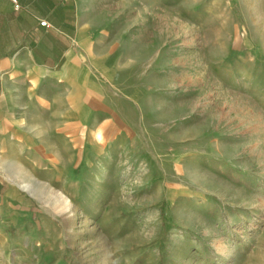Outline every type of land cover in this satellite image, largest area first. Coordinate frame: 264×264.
I'll list each match as a JSON object with an SVG mask.
<instances>
[{
	"label": "rangeland",
	"instance_id": "374dc122",
	"mask_svg": "<svg viewBox=\"0 0 264 264\" xmlns=\"http://www.w3.org/2000/svg\"><path fill=\"white\" fill-rule=\"evenodd\" d=\"M101 3L107 122L18 176L0 264H264V0Z\"/></svg>",
	"mask_w": 264,
	"mask_h": 264
},
{
	"label": "crops",
	"instance_id": "0c3cea01",
	"mask_svg": "<svg viewBox=\"0 0 264 264\" xmlns=\"http://www.w3.org/2000/svg\"><path fill=\"white\" fill-rule=\"evenodd\" d=\"M101 1L19 0L18 10L0 1V205L10 210L23 173L36 174L46 159L45 172L58 176L77 142L91 150L86 128L107 122L93 109L106 110L103 85L120 63L108 22L97 18Z\"/></svg>",
	"mask_w": 264,
	"mask_h": 264
},
{
	"label": "bare ground",
	"instance_id": "6f19581e",
	"mask_svg": "<svg viewBox=\"0 0 264 264\" xmlns=\"http://www.w3.org/2000/svg\"><path fill=\"white\" fill-rule=\"evenodd\" d=\"M23 189H26V190L32 192L33 194H35V189L32 188L29 185L24 184L23 185ZM54 198L56 199V202L55 203H52V205L56 209L57 208L60 209V210H67L68 209L69 203L64 198H61L60 196H57V195Z\"/></svg>",
	"mask_w": 264,
	"mask_h": 264
},
{
	"label": "built area",
	"instance_id": "2783aa9c",
	"mask_svg": "<svg viewBox=\"0 0 264 264\" xmlns=\"http://www.w3.org/2000/svg\"><path fill=\"white\" fill-rule=\"evenodd\" d=\"M10 2L13 3L15 9H19V0H10ZM40 25L43 27H49V25L45 21H40Z\"/></svg>",
	"mask_w": 264,
	"mask_h": 264
}]
</instances>
